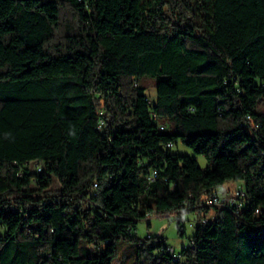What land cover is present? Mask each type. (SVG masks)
<instances>
[{
	"label": "trees",
	"instance_id": "obj_1",
	"mask_svg": "<svg viewBox=\"0 0 264 264\" xmlns=\"http://www.w3.org/2000/svg\"><path fill=\"white\" fill-rule=\"evenodd\" d=\"M262 105L264 0H0V264H113L121 239L133 264H264ZM230 182L244 206L200 225ZM188 212L181 258L133 235Z\"/></svg>",
	"mask_w": 264,
	"mask_h": 264
},
{
	"label": "rangeland",
	"instance_id": "obj_2",
	"mask_svg": "<svg viewBox=\"0 0 264 264\" xmlns=\"http://www.w3.org/2000/svg\"><path fill=\"white\" fill-rule=\"evenodd\" d=\"M157 81V77L144 76L138 80V84L145 87L147 94L155 99L157 95ZM259 109L264 111V105L260 106ZM163 122L167 125V132L175 130V120L173 118H164ZM174 151L179 154L194 156L202 167L209 165L207 159L203 155L195 154L191 148L181 142L177 143ZM36 166L37 164L35 162L30 165V171L34 174H37ZM242 185V182H230L225 186L224 191L233 192L242 187ZM54 187H59L57 180L54 181ZM197 216L198 214L196 212H188L179 215L174 214L170 217L168 215L153 213L138 222L136 229L133 230V235L141 239L146 238L148 234L164 237L167 239L168 243L178 250H181L183 245L196 234L197 229L195 226L191 225V223H198ZM180 219L183 221L182 226L185 228V234L183 236L180 234ZM117 246L118 256L115 258L113 264H133L136 256L133 242L121 239L118 241Z\"/></svg>",
	"mask_w": 264,
	"mask_h": 264
},
{
	"label": "built area",
	"instance_id": "obj_3",
	"mask_svg": "<svg viewBox=\"0 0 264 264\" xmlns=\"http://www.w3.org/2000/svg\"><path fill=\"white\" fill-rule=\"evenodd\" d=\"M155 119L158 122V126L161 130H165L166 124L163 123L160 118L155 115ZM105 125V121L101 119L100 121V128L103 129ZM168 147H173L172 143H169L167 145ZM39 171H42V168L39 167ZM244 198L245 194L242 193L241 187L238 188L235 191H224V190H216L214 191L209 197H207L204 202L202 203L203 207H210L212 210L209 213H204L200 218H199V224L200 225H205L208 222L214 220L217 217V214L215 213L216 208H227L234 210L235 212H239V210L244 206ZM259 212V211H257ZM175 213H164L161 215H168L169 217L174 215ZM193 223H191L192 225ZM189 247V243H185L183 245V248ZM169 253L173 255L174 260L176 257H182L181 251L178 250L176 247L173 245L168 247Z\"/></svg>",
	"mask_w": 264,
	"mask_h": 264
},
{
	"label": "bare ground",
	"instance_id": "obj_4",
	"mask_svg": "<svg viewBox=\"0 0 264 264\" xmlns=\"http://www.w3.org/2000/svg\"><path fill=\"white\" fill-rule=\"evenodd\" d=\"M155 178H157V172H154L153 174H152V176H151V180H153V179H155ZM243 193V192H242ZM178 258H181V257H176V259H178Z\"/></svg>",
	"mask_w": 264,
	"mask_h": 264
}]
</instances>
